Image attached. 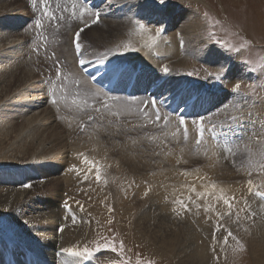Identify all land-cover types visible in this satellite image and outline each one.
<instances>
[{
    "label": "rangeland",
    "instance_id": "obj_1",
    "mask_svg": "<svg viewBox=\"0 0 264 264\" xmlns=\"http://www.w3.org/2000/svg\"><path fill=\"white\" fill-rule=\"evenodd\" d=\"M11 1L0 0V187L10 192L26 189L30 203L45 214L54 208L58 211L56 223L51 224L53 245L50 241L44 246L41 237L48 231L46 223L34 224L26 217L24 223L21 216L28 213L23 212L22 205L16 207L17 211L15 206L10 211L0 210V264H12L10 252L13 264H189L187 245L192 237L187 231L179 237L182 224L177 223L183 214L192 225L189 234L195 233L206 242L204 261L197 264H258L256 260L264 264V239L257 228L264 225V195L257 194H264V0H164L163 4L159 0H131V5L106 0L107 15L100 19V15H94L96 23L80 30L75 49L85 61V71L108 81L120 68L141 66L145 69L142 80L152 75L151 84L156 83L153 93L163 95V106L170 109L174 98L181 96L182 103L191 104L199 112L190 120L191 125L184 122L182 129L166 109L156 123L143 101L110 99L89 83L83 71L75 68L69 28L77 20L70 14L59 12L56 21L54 18L46 28L48 48L56 54L51 61L39 46L45 19L37 28L38 36H34L32 26L28 28L31 13L25 1ZM76 1L67 0L64 7L76 13L83 9ZM126 10L135 14H126ZM154 10L163 14L151 15ZM126 16L129 20L124 21ZM102 20L128 22V30L114 43L113 27ZM181 27L188 35L185 38ZM89 28L97 32L106 29L105 35L111 36L102 42L97 34H86ZM188 45L194 48L187 56ZM209 49L220 55L217 64L197 59ZM55 60L67 67L59 78L64 80H57L53 74L50 65ZM30 84L38 86L35 91L40 93L38 98L33 97L37 100L33 106L25 104L31 103V96L25 93ZM45 116L48 122L39 124ZM36 126L39 135L54 130L62 136L56 146L63 156L58 163L47 156L35 158L37 152L34 159L32 154L15 153L19 138ZM201 128L203 138L197 144ZM93 139L99 142L105 157L117 158L121 164L124 154L113 146L128 147L135 142L134 154H141L151 165L163 162L161 158L172 162L170 157L179 158V152L187 149L192 162L175 167L181 180L193 179L188 178V171L198 175L206 164L228 167H223L222 176H209L204 186L192 183L185 197L168 192L171 184L155 186L154 190L165 194L159 198V207L173 220L165 218L162 222L166 227L157 228L158 219H149L140 223L145 226L139 232L137 216L147 204H137L132 196L136 185L141 183L143 188L147 181L136 182L141 179L132 176L127 167L122 166V184L115 187L125 192L119 204L122 209L127 207L128 217L121 213L118 201H101L98 193V201L93 199L97 204L90 202L85 185H103L108 182L107 174L93 183L91 165H75V157L78 150L87 155L90 147L86 142ZM156 171L151 169L147 175H157ZM67 176L70 180L65 182ZM52 179L59 184L54 190L48 183ZM11 213H15V220L10 218ZM36 226L43 227L38 231ZM199 241L198 246L203 245ZM154 248L160 252L153 254ZM6 249L8 253L3 254ZM69 249L81 254L72 255ZM24 254H31L34 261Z\"/></svg>",
    "mask_w": 264,
    "mask_h": 264
},
{
    "label": "bare ground",
    "instance_id": "obj_2",
    "mask_svg": "<svg viewBox=\"0 0 264 264\" xmlns=\"http://www.w3.org/2000/svg\"><path fill=\"white\" fill-rule=\"evenodd\" d=\"M50 1H51V3L49 2L50 3V8L49 7L45 8V10L47 12L44 13L43 11H41V15L43 16L42 18L45 19L44 20V24L42 23L43 24L42 27H44V33H45L43 35V39L48 37L49 34H48L46 28H47V26L50 25V23H53L54 18H55V21H56V17L58 15H60L59 12H62L63 14L64 13H68V15L70 14L72 16V20H74V19L77 20L69 28V41H70V44H71V39H72V36H73V33L75 32V30L80 25L87 24V23L91 22L92 11H89L87 9L85 11L82 8L80 10H78L80 12L81 11L82 12H86L85 14L87 16H83L78 11L76 13H70L69 8L64 7V5L66 4L67 0H57V1L56 0H50ZM110 1H111V3H116L117 1H122L123 3L124 2L128 3L126 5H131V0H110ZM13 3H16L15 0L11 1V4H13ZM42 4L43 3H42V0H41V5ZM120 5H123V4H120ZM122 8H124V7H122ZM99 9L101 10L100 11L101 13H99V15H100L99 19H100V18L105 17V15H107L108 10H107V7H105V6H102ZM128 13L135 14V11L128 10L126 12V14H128ZM150 14L151 15L161 16L163 14V11L154 10V11H152V13L150 12ZM127 16L130 19L132 18V21H133L134 17H132L131 14H129ZM127 16H126V18L123 19L124 21L125 20H129L127 18ZM61 19L62 18H60V19L58 18V20H61ZM102 21L106 22L108 24V26H111V28L113 27V31H114L113 33L114 34H112V35L114 36V38L112 40H113L114 43H115V41L119 40V35L124 34V32L128 30V22L121 23V21H119V22L109 21V20L108 21L107 20H102ZM132 23H134V21ZM180 31L182 32V34L183 33L185 34V35H183L184 38H185V36H186L185 29L183 27H181ZM80 33H81V31H79V34ZM87 33L90 36H92V37H95L96 34H97L99 39L102 40V42H106L107 39L111 36V35L110 36L105 35V34H108L106 29L102 30L101 32H99V31L97 32L96 30L89 28L87 30L86 34ZM46 40H49V38L46 39ZM179 40H180V37H179ZM186 41H187V43L189 42L187 39H186ZM173 43L178 45L179 41L178 42L175 41ZM18 45H19V43H18ZM169 48H168V50H169ZM193 48H194V45H190V46L188 45L187 49L185 51V54L187 56L193 54V52L191 51V50H193ZM13 49L18 51L17 48H12L11 51H13ZM171 50H172V47H171ZM211 50L212 49L207 50V52H206V54L204 56L203 55L196 56L197 59H199L200 61H202V60L203 61H208L209 60L207 64H211V62H213L214 64H217L218 61L220 60V55L217 54V51H213V50L211 51ZM178 55H179V53H178ZM74 59L75 58H73V60ZM170 59H171V57H170ZM168 60H169V58H168ZM75 64H76V62H75ZM75 68L78 69L76 66H75ZM37 87L38 86H36V85L30 84V87H28L27 90H25V93H27V96H31V98L29 99L31 101V103H25V104H29V105L33 106V105H35V102L37 103V100L33 99V97H35L36 95H37V98H38V95L40 94V93H38V91L37 92L35 91V89ZM99 97H101V96H99ZM21 105H24V104H21ZM17 107H19V106H17ZM20 107H22V106H20ZM20 109H23V108H20ZM16 111H20V110H16ZM47 122H48L47 121V117L45 116V117L41 118L39 124L45 125ZM38 127L39 126L34 127L33 130L29 131L28 135H25V136H22L21 138H19L20 141L15 145V153L22 154V155L26 154V153H28L30 155L32 154L31 157L33 158V154L37 152V155L35 154L37 157H35V158H40V157H44V156L46 157L47 156L46 157L47 159L49 158L50 160H53L52 163H58V161H61L63 156H62V151L59 148H56V146L61 143L62 136L59 135V133L54 132V130H51L49 133H47V135H39V133L37 132V130L39 129ZM41 134H42V132H41ZM190 134H192V133H190ZM96 135H98V134H96ZM86 143H88V145L90 147V150H89L87 155L82 150L81 151L78 150V152L76 153V157H75V165H77L78 163L80 165H84V166L90 164L91 168L93 170V171H91V174L94 175V176L92 175L93 183L97 182L96 181L97 178H95V176L97 177V168L99 169L100 177L103 174H107L106 179L108 180V182H105L103 185H100V186L93 185V187H89V185L91 186V184H89L88 187H87V185H85L86 186L85 188H88L86 191H87L88 197H90L89 199H91L90 202H92V200L94 198H95V201L96 200L98 201V198H97V193H98L99 198L101 199V201L102 200H107L108 202H111L112 199L114 200L115 203L118 201L117 204L119 205V208L122 210L121 213L128 217L127 214H130V212L129 213L127 212V207L122 209L123 207H121L120 204H119L121 202V201H119L120 196L125 194V192L123 191V193H121L115 187V186H119V183L121 182L120 179H121L122 166L123 167H127L130 170L132 176H134L135 178L141 179V180H137L136 182L147 181L146 182L147 186H145L143 188L140 187L141 183L139 185H136L135 194L132 196L133 201L137 202V204L140 203L139 205H144V206H145V204H147L146 208L143 207L144 212H142L141 215L137 216V220H136V226L137 227L136 228H139V229H137L139 232H141L142 230H140V229L141 228L144 229V226H145L144 225L145 223L142 224V225L140 223L141 222H146L147 220H148L147 222H149V219H151V220L152 219L153 220H157L158 219V222L160 224H156L157 228H162L164 226L166 227V224H164L162 222L165 218L167 219V221H169V220L172 221L173 220L172 216L168 215L167 212L162 210L163 209L162 207H161L162 209L159 207V202H160L159 198H161L162 196H165V194H164V192L162 190H160V191L159 190H154L155 186L156 187H160V186H162L164 184H171V185L167 186V187H169L168 192H170L172 194H178V195H181V196L185 197V196H187L189 194L190 187L192 186L191 185L192 183H195V184H197L199 186H204L205 185V180H207L209 178V176L210 177H211V175L220 176L221 173L228 167V166L226 167L225 165H221V164L218 165L217 163L212 165V166H209L208 164H206V165L200 167L201 169H199L198 175L193 174L192 172L188 171L190 173L188 175V178H191V176H192L193 179H191V180H181L178 177L179 173H178V171H177V169L175 167H177V165L179 163H181V162H185V161L187 163L192 162L191 161L192 158H189L187 156L188 155L187 149L181 150L179 152V158H177L176 155L170 157L171 159H173L172 162L169 161V160H166L164 158H161L163 160V162L161 160H159L156 164L151 165L150 162L145 161L146 158H143L141 154H136V155L134 154L135 153L134 152V147L137 146V145H135V142L132 145L133 147L132 146H128L127 147L126 144L125 145H121V147L113 146V147H116V151L118 153H123L124 154L122 159H121L123 164H121L117 158L109 159L108 155H107L108 157H105V154L102 153L101 146H100V144H99V142L97 140L93 139L90 142H86ZM34 145H37L35 150H33V146ZM126 148H129V149H126ZM114 150H115V148H114ZM130 150L132 151L131 154H129ZM19 157H21V156H19ZM110 157H112V156L110 155ZM85 161H88V162L86 163ZM175 161H177V163H174ZM93 163L96 165V167L92 166ZM224 166L226 167L225 169H223ZM151 169H156L157 170L156 171L157 175L148 176L147 173ZM94 171L96 172V175H95V173H93ZM226 171H228V170H226ZM47 173H48V171H47ZM67 177L69 178L70 176H67ZM68 178L64 179V181L65 182L69 181L70 178L69 179ZM217 178L221 179V177H217ZM102 179L104 180V178H102ZM196 181H197V183H196ZM48 183L53 188V190H54V188L57 185H59L58 184V180H55V179H52ZM90 183H92V182H90ZM121 184L122 183H120V185ZM81 187H83L82 183H81ZM146 188H147V190H146ZM28 194L29 193H28V191L26 189H20V190H15L13 192H10V190L4 191V188L0 187V210H9L11 207L15 206V211H17L18 208H16V207H18V205H22L23 212H25V214L26 213L29 214V215L27 214V216H21V219L23 220L24 223H25L24 217H26V221H30V222L32 221V222H34V224H37V223L42 221V222L46 223V225H48V227L46 228L48 231L44 235H42V237H41L42 238V243L41 244L44 245V246L45 245L49 246L50 241L54 240V238L52 237L53 232L51 231L52 230L51 228H52V225L54 223H56L55 219H56V215H57V211L58 210H56L57 208L56 209L54 208L53 210L51 209L52 211L50 212V214H48V215L45 214V211L41 210L39 206H37V205H35L33 203H30V200H28ZM193 197H194V195H191V198H193ZM93 203H95V205L97 204L96 202H94V200H93ZM30 206H32L33 208H31ZM32 212H37V214L36 215H32L31 214ZM124 212L126 214H124ZM159 214H161V215H159ZM10 218H13V220H15V213L14 214L11 213L10 214ZM186 218H187V215L183 214V217H181V218H179L177 220L178 224L179 223L182 224L179 227V229H180V236L179 237L185 235L186 231L188 232V236L192 237V239L189 241V244L187 245L188 246L187 248L189 249V251H188L189 254L187 255V258H188V263L189 264H197L199 261H204V258H205V244H203V243H206V242H204V239L200 240L198 238L199 236H195L196 235L195 233L189 234V232H192L193 230L191 229L192 225L188 221V218H187V220H186ZM189 218H190V216H189ZM174 221H175V219H174ZM178 224H176V225L178 226ZM43 225H45V224H43ZM176 225H174V227H176ZM36 227H38L39 228L38 231H40L43 226L42 227L41 226H36ZM257 228H259L258 229V233L261 234V236H262L261 238L264 239V225L263 226L259 225ZM202 230L204 231L205 227H203ZM37 234L39 235V232ZM40 234H43V233H40ZM139 234L142 235V233H139ZM142 236H144V235H142ZM148 239L150 240V238H148ZM184 240H187V238H185ZM198 241H199V243H201L203 245L198 246V244H197ZM51 243H52V241H51ZM52 245H53V243H52ZM151 250H152L153 254L155 252H160L159 249H157V248H154V249H151ZM6 251H7V249H6ZM6 251H3V254L8 253V251L7 252ZM8 255H9L8 258L11 260V258H12L11 252ZM10 260H9V262H12V264H13L14 262L12 260L11 261ZM256 262L258 264H261V262L258 261V260H256Z\"/></svg>",
    "mask_w": 264,
    "mask_h": 264
},
{
    "label": "snow or ice",
    "instance_id": "obj_3",
    "mask_svg": "<svg viewBox=\"0 0 264 264\" xmlns=\"http://www.w3.org/2000/svg\"><path fill=\"white\" fill-rule=\"evenodd\" d=\"M159 3L163 4V3H164V0H159ZM95 16L98 17V16H99V13H95ZM93 23H96V20H95V19L93 20ZM141 27H142V25H141ZM81 31H82V30H81ZM76 35H77V39H78V37H79V33H77ZM80 63L83 65V64L85 63V61L81 60ZM165 71H167V68H165ZM236 88L239 89V85H236ZM53 102L55 103V101H53ZM160 120H161V117H160L159 112L157 111V112H155V120H154V122L158 123ZM180 124H184V121L181 120V121H180ZM184 138L187 139V128H186V127H185V129H184ZM202 138H203V128H201V130H200V138H198V139L196 140V143H197V144H200ZM85 162L87 163L88 161H85ZM92 166H93V167H96V165H95L94 163H93ZM96 178H97V180L100 179L99 169H98V168H97V177H96ZM249 184H251V181H249ZM25 187H30V185H25ZM257 194H258V195H264V194H262V193H257ZM225 203L228 204L229 202H228L227 200H225ZM229 206H231V205H229ZM185 207H187V206L185 205ZM229 235H231V233H229ZM67 251L71 252L72 255H80V254H81L80 252L72 251V250H70V249L67 250ZM84 251L87 252L88 250L85 249Z\"/></svg>",
    "mask_w": 264,
    "mask_h": 264
}]
</instances>
